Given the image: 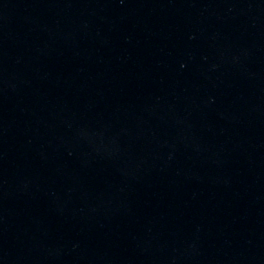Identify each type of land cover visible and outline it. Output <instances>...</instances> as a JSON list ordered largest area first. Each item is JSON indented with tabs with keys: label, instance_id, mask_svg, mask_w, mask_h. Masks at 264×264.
I'll list each match as a JSON object with an SVG mask.
<instances>
[{
	"label": "water",
	"instance_id": "obj_1",
	"mask_svg": "<svg viewBox=\"0 0 264 264\" xmlns=\"http://www.w3.org/2000/svg\"><path fill=\"white\" fill-rule=\"evenodd\" d=\"M0 264H264V0H0Z\"/></svg>",
	"mask_w": 264,
	"mask_h": 264
}]
</instances>
